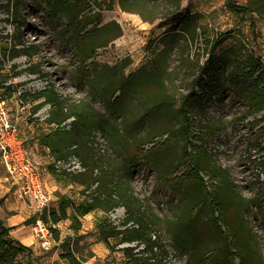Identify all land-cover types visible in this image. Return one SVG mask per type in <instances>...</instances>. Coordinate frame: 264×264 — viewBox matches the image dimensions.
Segmentation results:
<instances>
[{
  "label": "rangeland",
  "instance_id": "374dc122",
  "mask_svg": "<svg viewBox=\"0 0 264 264\" xmlns=\"http://www.w3.org/2000/svg\"><path fill=\"white\" fill-rule=\"evenodd\" d=\"M68 1H78L86 6L78 20L88 18L92 23L84 32L78 34L68 28L67 16L58 9L60 4L54 5V0H25L26 6L22 10L25 27L21 34L16 30V23L6 21L8 14L0 15L3 20L0 22V68L3 67L0 69V93L8 100L13 120L21 122V136L29 137L27 150L51 191L50 210L59 208L62 196L76 205L91 201L83 194L84 186L72 182L67 175L76 173L52 168L50 162L55 157L39 140L40 134L57 128L42 120L51 112L50 104L44 103L34 112L44 101L37 96L53 88L67 105L82 106L94 116L89 146L107 165L118 169L125 166L132 147L158 133L157 146L151 150L152 154L158 155L156 166L141 159L136 163L133 175L123 178V181H130L143 210L153 217V234L163 245L155 257L157 264H189L191 255L192 264L223 261L233 236L224 235L223 222L220 223L222 230L215 225L218 214L210 209L203 185L198 182L184 185L180 180L184 169L174 174L186 143L181 134L182 110L189 105L183 102L184 97L192 92L200 94L202 87L207 86L212 96L195 107L198 113L194 114L189 140L193 146L200 147V159L212 160V166L230 172L232 188L227 193L220 190L226 208L225 220L234 226L238 240L250 245L261 256L256 264H264V205L260 198L264 194V134L260 133L264 126V111L242 120L249 107L237 98L229 81L230 74L236 70L237 59L244 61L253 57L264 65V16L237 14L228 0H182L180 13L196 17L186 32L180 25L168 32L174 26L169 23L170 19L177 13L171 2H152L151 5L157 6L153 13L156 18L145 21L139 13L123 10L119 0ZM234 1L246 5L249 0ZM0 2L6 4L7 0ZM71 6L69 3L63 8ZM141 8L142 5L137 10ZM46 11L50 12V18ZM110 23L113 25L108 30H102ZM114 23L121 28V35L116 39L113 38L119 34V29ZM90 30L92 33L87 35ZM17 37H22L28 46L38 45L39 54L32 59L28 56L6 59V49L10 48L12 38L15 41ZM218 37L222 44L214 58H210L208 42ZM103 42L107 44L98 47L95 57L84 66V51ZM209 58L214 70L208 77L201 75V68L206 66ZM156 61L160 66L159 80L149 77ZM144 74L148 79L141 83L128 81L130 76L135 80ZM100 80L116 90L112 101L115 98L118 101L111 110L95 99L96 84ZM194 81L197 85H193ZM4 86H12V94ZM158 91L163 92V99L168 103L146 116L148 100ZM261 119L262 122L256 124ZM69 120L72 123L75 118ZM71 123L67 121L64 125L66 130H70ZM201 125L211 130L199 128ZM29 126L34 131L32 134L30 131L32 138L28 133ZM164 130H169L170 136L160 133ZM200 134L204 141L196 139ZM151 148L152 145L145 147L146 151ZM75 160L79 161L71 156L62 161L68 166ZM159 171L169 175L164 176ZM124 172H120L121 175ZM201 176L208 190L219 186L206 170ZM53 181L59 185L56 191L51 186ZM34 210L19 197L14 180L0 158V225L11 229L13 240L32 249L30 259L25 251L15 254L16 260L23 264H69L61 258L64 250L69 248L84 258L85 264H128L122 249L135 247L138 252L144 248L138 242L119 244L120 239L111 238V244L116 246L112 252L104 242L97 226L105 218L116 225L123 222L126 210L119 207L109 214L95 210L81 218L82 229L77 235L70 229V220L62 222L58 228L62 240L69 237L70 241L45 249L33 232L37 219ZM68 213H72L71 207ZM178 238L185 242L182 248H178ZM235 263L239 264V259Z\"/></svg>",
  "mask_w": 264,
  "mask_h": 264
},
{
  "label": "trees",
  "instance_id": "16d2710c",
  "mask_svg": "<svg viewBox=\"0 0 264 264\" xmlns=\"http://www.w3.org/2000/svg\"><path fill=\"white\" fill-rule=\"evenodd\" d=\"M60 1L61 2L54 0V5L56 6L60 4L58 7H61L58 9L66 14L69 22L68 28H71V30L78 34L84 32L92 23L88 20V18L78 20L80 15L85 11L86 6H83V4H80L78 1ZM164 1L173 3L177 10V13L172 19H170L169 22L174 26H172L168 32H173L175 30V26L177 25H180L182 31L186 32L188 28L191 27V23L194 21L196 16L188 13L185 15L180 13L182 0ZM152 2L158 3L160 0H119L120 6L123 10L128 12H137L145 21H154L156 18L153 13L157 6L153 4L151 5ZM65 3H71V8L64 9L63 7L66 6ZM228 3L232 11L237 14H256L257 16H264V0H249L246 5H238L234 0H228ZM140 5H142V8L138 11L137 7ZM25 6V0H7L6 4L0 2V15L3 13L8 14L9 17L6 21H13V23H16V30L19 34H21L22 29L25 27V20L22 16V10ZM46 13L47 17L50 18V12L46 11ZM1 21L3 20L0 18V22ZM111 25L113 24H106L102 27V30H108ZM114 25H116L119 29V34L113 38L116 39L121 35V28H119V26L115 23ZM252 25L253 24L251 23V26ZM92 31L93 30H90L86 34L88 35L89 33H92ZM173 38L176 39V36ZM16 39L17 40L14 41V38H12V41L9 44L10 48L6 49L8 50L5 52L6 59H15L21 56H28L32 59L35 55L39 54L40 47L38 45L28 46L22 37H17ZM106 44L107 42H103L85 50L84 55L82 56L84 66H86V63L90 59L95 57L96 49ZM208 44L210 46V58H214V53L220 47L222 42L218 37L209 41ZM210 58L208 59L206 66L201 68V75H207L208 77L213 75L214 69ZM236 61V70L230 74L229 81L234 88L237 98L249 107L247 113L242 117V120H244L248 116L257 115L264 111V65L260 60H256L253 57H248L244 61L239 59ZM155 63V67L153 69L154 72L151 71V76L149 77L159 80L158 69L160 66L158 61ZM0 69H3V67L1 66ZM142 76V78L137 76L135 80L134 78H130L133 76H130L128 81L132 84L134 82L136 83V81L141 83L142 81L148 79V76L145 74ZM101 80L96 84L97 89L95 99L104 102L107 109L111 110L115 106L116 101H118L117 98L112 101L116 90H113V86H110L109 84L101 83ZM199 80H201V78H199ZM196 83L197 81H194L193 85H197ZM4 88L7 92L12 94V86H4ZM209 89L210 88L207 86H204L202 87L200 94L192 92L184 97L183 102H185V105H189L188 108H184L182 110L184 123L182 125L181 134L184 136L183 138L186 143L183 147L182 155L178 160V167L176 168V172H174V174L184 169L185 171L180 177V180L184 185L185 183L193 184L197 182L203 185L210 209H212L214 213L217 212L218 214V217L215 219V225L222 230V225L220 223L223 222L225 228L224 235L227 237L233 236L230 247L225 254L223 261L219 262V264H236L235 261L237 259H239V264H256L261 256L254 251L250 245H244L240 240H238V236H236L233 232L234 226L226 221L224 217L226 208L224 209L223 207V203L220 198V190L223 189L225 190V193H227L232 188L233 184L230 172L226 169L224 170L220 167L212 166V160L205 161L200 159L198 156V150L200 147L197 145L193 146L192 142L189 140L192 136L193 117H195L196 113H198L195 107L198 104H203L205 99H209L212 96V94L209 93ZM163 96V92L158 91L157 94L148 100L147 106L149 109L148 113L145 114L146 116H151L158 110L159 106H163L165 103L167 105L168 102L166 99H163ZM37 98H44V101L36 106L34 112L36 113L40 110L44 103L50 104L52 110L49 113V117L46 119V122L49 125L57 126L56 129H52L49 132L39 135L41 144L50 150L51 154L57 161L67 160L71 156L79 159L82 166L86 168V171L83 173L67 175H69L72 182L84 186L85 190L83 191V194L91 200L84 201L83 203L76 205L68 197L62 196L58 209L48 210L42 215L41 218L45 223L49 224V228L55 241L57 243H65L70 240H68V237L66 238V241H63L61 230L55 228L53 225H58L66 220H70V229L77 235L82 229L81 218L86 215L95 210H102L103 212L109 214L116 208L124 207L126 210V217L119 225H116L111 222L110 219L105 218L100 221L97 226L100 233L103 235L104 242L112 252L115 251L116 246L111 244V238L120 239L118 241L119 244L138 242V245H144V248L138 252H135V247H125L122 249L127 259V263L157 264L155 257L158 250L163 249V245L162 241L155 234H153V217H150V214L148 215V213L143 210L144 206L139 197L135 195L130 181H123V178L128 179L129 175H133L134 167L141 159H146L151 165L156 166L155 164L158 162V155L152 154L151 150L157 146L155 139H157L156 135L158 133H153L147 140H144L143 143L141 142L134 145L132 150L128 152L129 159H127L125 166L118 169L112 165L103 163L100 158L96 157V155L92 153L93 149L92 146H89V144L91 131L94 127V124H92V118L94 119L93 115L89 114V112L85 108H82V106L67 105L66 100L53 88L46 89L41 92ZM166 111L167 110H165V112ZM71 118H75V120L70 124V130H66L64 124ZM262 119L256 121V124L257 122L261 123ZM199 128H208V130H211L210 127H203L202 125L199 126ZM260 131L261 134H264V126L260 128ZM160 133H162V135H169L170 131L164 130ZM201 135L202 134L199 135L200 137L196 136L198 141L205 140V138ZM206 136L209 137V134ZM150 145H152V148L146 151L145 147ZM192 146L193 149H191ZM194 151L195 153H193ZM52 168L54 169V167ZM203 170H206L210 174V179H213L216 184H219L218 187H215V190L211 191L205 187V182L201 176V172H203ZM122 171L125 172L121 175L120 172ZM159 172L164 176L169 175L163 171ZM94 187L95 189L91 190ZM260 198L262 199V203L264 205V194H262ZM70 207L72 208L71 214L68 213V209ZM10 231V228L0 225V264H23L20 260H16L15 254L27 251L28 259H30V257H32V249L25 246L20 241L13 240ZM177 241L179 243L178 248H182L185 242L179 238ZM11 250H13V254H11ZM61 258L67 260L69 264H85L86 262L84 258L78 257L76 253L69 248L64 250L61 254ZM192 259L191 255L189 264H192Z\"/></svg>",
  "mask_w": 264,
  "mask_h": 264
},
{
  "label": "built area",
  "instance_id": "2783aa9c",
  "mask_svg": "<svg viewBox=\"0 0 264 264\" xmlns=\"http://www.w3.org/2000/svg\"><path fill=\"white\" fill-rule=\"evenodd\" d=\"M10 113L8 100L0 93V158L17 186L19 197L36 207L37 219L33 226V232L41 246L50 249L57 245V242L53 238L49 224L45 223L41 217L50 210L52 196L37 163L27 150L26 140L21 136L18 124ZM48 117L49 114L42 120H46ZM68 122L71 123L70 120ZM68 129H70V125ZM50 164L57 171L63 168L74 173L86 171V168L78 160L68 166H64L63 161L56 159L51 160ZM53 226L59 228L60 224Z\"/></svg>",
  "mask_w": 264,
  "mask_h": 264
},
{
  "label": "crops",
  "instance_id": "0c3cea01",
  "mask_svg": "<svg viewBox=\"0 0 264 264\" xmlns=\"http://www.w3.org/2000/svg\"><path fill=\"white\" fill-rule=\"evenodd\" d=\"M17 120V119H16ZM21 122L19 121V120H17V124H18V126L20 127V124ZM48 124V123H47ZM49 125V124H48ZM50 127L51 126H53V125H49ZM29 130H28V133L30 134V131H31V134L34 132H32V127L31 126H29V128H28ZM19 130H20V128H19ZM50 131H51V129H50ZM21 133V132H20ZM31 134H30V136H31ZM39 137V136H38ZM31 138H32V136H31ZM29 139V137L28 136H26L25 137V140L27 141ZM48 148H47V152H48ZM50 151V150H49ZM50 154H51V152H50ZM52 155V154H51ZM54 158V157H53ZM55 159V158H54ZM44 181H45V183H46V186H47V180H46V178H44ZM14 185H15V183H14ZM51 186H52V188L54 189V191H56V190H58L59 189V185L57 184V182L56 181H53V183H51ZM17 187V186H16ZM47 189L49 190V192L51 193V191H50V189H49V187L47 186ZM26 202V201H25ZM28 203V202H27ZM28 204H30V203H28ZM30 206H31V208H33V209H35L34 211V213H35V215H36V218H37V210H36V207L34 206V205H32V204H30ZM94 212V211H93ZM91 214V213H90ZM90 214H88L87 216H89ZM86 216V217H87ZM58 244V243H57ZM60 245V243L58 244V246Z\"/></svg>",
  "mask_w": 264,
  "mask_h": 264
}]
</instances>
